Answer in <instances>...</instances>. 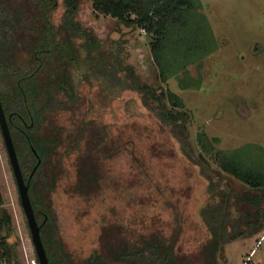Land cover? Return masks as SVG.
Segmentation results:
<instances>
[{"label":"rangeland","instance_id":"1","mask_svg":"<svg viewBox=\"0 0 264 264\" xmlns=\"http://www.w3.org/2000/svg\"><path fill=\"white\" fill-rule=\"evenodd\" d=\"M67 1L50 7L53 24L62 22ZM193 2L195 8L170 26L164 72L152 34L98 11L93 0H79L74 17L95 41L90 48L75 45L69 69L77 107L54 118L72 133L84 122L96 124L115 145L105 157L110 179L103 191L83 197L66 189L75 179L73 154L61 181L50 192L43 189L74 259L99 249L103 229L115 223L143 232L159 227L166 235L179 230L177 245L195 253L210 236L202 210L221 191L229 197L228 216L247 231L243 212L254 209L243 196L256 188L227 171L213 152L236 153L264 174V0ZM27 9L39 19L44 7ZM184 80L192 84L183 86ZM146 86L180 97L189 113L188 141L159 120L162 102ZM59 97L67 99L63 91ZM162 101L172 106L168 96ZM200 135L211 149H204ZM0 194L12 217L3 234L13 247V264H39L1 128ZM257 225L251 235L226 244L217 264H264V218Z\"/></svg>","mask_w":264,"mask_h":264},{"label":"trees","instance_id":"2","mask_svg":"<svg viewBox=\"0 0 264 264\" xmlns=\"http://www.w3.org/2000/svg\"><path fill=\"white\" fill-rule=\"evenodd\" d=\"M93 2L98 11L152 34L155 37L152 50L164 72L169 69L163 56L170 26L178 24L181 12L195 8L193 0ZM54 3L55 0H0V97L50 264H217L226 244L244 234L251 235L264 218V174L243 163L236 153L218 150L213 154L225 169L256 188L243 196L254 209L243 212L247 231L239 218L228 216L229 197L221 191L202 210L210 236L195 253L183 251L177 245L181 238L179 230L166 235L159 227L143 232L115 223L103 229L99 249L85 258H73L68 243L59 233L51 196H45L43 189L50 192L55 188L63 178L68 156L73 154L75 179L66 189L83 197L103 191L110 179L105 157L115 144L96 124L84 122L72 133L55 121L57 113L77 107L78 96L69 69L77 59L75 45L84 43L90 48L95 40L91 31L74 17L79 0L67 1L66 13L58 25L48 16ZM30 5H43L41 18L30 13L27 9ZM26 52L29 56H25ZM184 82L183 86L192 84ZM62 91L67 99L59 97ZM145 91L162 102L156 114L159 120L177 131L184 142L188 141L185 128L189 113L181 109L180 97L172 91L157 93L149 86ZM165 96L171 107L162 101ZM200 136L204 149H211L206 137ZM2 200L0 194V264H13V247L3 234L11 228L12 217L1 207ZM37 261L40 264L38 256Z\"/></svg>","mask_w":264,"mask_h":264},{"label":"water","instance_id":"3","mask_svg":"<svg viewBox=\"0 0 264 264\" xmlns=\"http://www.w3.org/2000/svg\"><path fill=\"white\" fill-rule=\"evenodd\" d=\"M0 126L5 140L6 148L9 154L12 169L15 174L16 181L19 187L21 203L23 205L25 214L27 216L28 224L31 229L33 242L35 244V248L37 251V256L39 258L40 264H50L47 251L41 236V227L37 221L35 210L29 195V185L25 181L22 173V169L13 142L11 131L8 125V120L5 114L1 97H0ZM35 153L37 152L35 151Z\"/></svg>","mask_w":264,"mask_h":264}]
</instances>
